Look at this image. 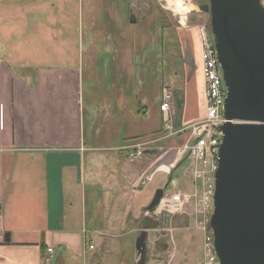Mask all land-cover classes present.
I'll use <instances>...</instances> for the list:
<instances>
[{
    "label": "crops",
    "instance_id": "1",
    "mask_svg": "<svg viewBox=\"0 0 264 264\" xmlns=\"http://www.w3.org/2000/svg\"><path fill=\"white\" fill-rule=\"evenodd\" d=\"M70 5L77 8L75 25L66 17ZM84 15L82 0H0V264H92L100 255L97 238L112 252L122 250L119 242L132 246L135 264L141 226H151L146 255L153 248L149 232L161 228L156 212L145 221L155 192L192 188L190 160L175 149L180 138L187 140L183 130L205 118L204 88L192 84L197 32L189 36L193 73L184 74L183 90L171 93L166 116L161 98L159 128L142 158L130 163L127 148L141 141L126 136L130 103L104 87H111L113 60L119 67L128 60L107 61L108 51L92 42L84 59ZM138 112L147 113L140 103ZM167 119L171 130L160 126Z\"/></svg>",
    "mask_w": 264,
    "mask_h": 264
},
{
    "label": "rangeland",
    "instance_id": "2",
    "mask_svg": "<svg viewBox=\"0 0 264 264\" xmlns=\"http://www.w3.org/2000/svg\"><path fill=\"white\" fill-rule=\"evenodd\" d=\"M72 1L77 3V0ZM176 1L179 6H176ZM134 2L137 3L134 12L138 22L130 25L126 15L133 0H82L85 11L82 42L85 60L89 59L91 42L94 43V49L97 47L104 48L106 53L108 51L107 61L113 60V57L127 58L129 63L126 61L123 66H117V62L114 63L113 60L109 70L106 67V71L108 70V74L111 75L108 80L112 88L107 84H104V87L105 91L113 89L119 92L118 94L124 96V100L130 103L126 136L133 137L131 139H141L138 143H143L152 139L151 135L159 128V114H161L159 104L163 92L166 90L173 95L177 91L180 92L184 89V74L193 73L191 61L193 55L190 57L188 54L193 44L195 46V42L190 43L189 38L192 30L197 32L199 39L198 28L205 26L211 32V27L210 14L201 13L198 8L199 5L208 4V0H175L172 4L174 8L164 6L161 0H134ZM261 4L264 6V0H261ZM177 10L179 12H176ZM66 11V17L70 19L72 25H75L76 22L72 18H76L77 8L75 9L74 5L66 6ZM109 11L116 14L115 23L109 19L108 15L111 14ZM89 15L91 16L89 19L96 27L93 28L92 33L89 29ZM95 17L98 19L97 22L94 21ZM49 18L52 19L51 16H44L43 19ZM196 51L192 48L196 62L198 59L196 63L198 71L192 78L198 79L192 84L200 91L204 88V79L200 54ZM97 53L95 51V55ZM101 71L103 72L102 69ZM106 71L103 72L105 75ZM172 98L171 96V102ZM110 101L118 103L115 98ZM139 103L145 107L147 113L138 112L137 116ZM135 115L139 118L135 119ZM169 123L171 124L167 119L166 122L161 121L160 126L165 127ZM180 139L176 152L183 150L185 140ZM183 158L187 160L185 153L182 154ZM184 168L186 169V166ZM185 175L189 177V174ZM171 192L173 191L170 187L166 193ZM160 215L161 228L153 233L149 232V245H153V248L151 250L147 248L145 264H200L202 234L195 228L193 221L181 215L167 216V213ZM163 242H166V245L159 250L157 245ZM119 244L123 247L122 250L112 252L109 247L100 248L101 239L97 238L94 246L100 255L92 264H134L135 255L132 246L127 250L125 243L119 242Z\"/></svg>",
    "mask_w": 264,
    "mask_h": 264
},
{
    "label": "water",
    "instance_id": "3",
    "mask_svg": "<svg viewBox=\"0 0 264 264\" xmlns=\"http://www.w3.org/2000/svg\"><path fill=\"white\" fill-rule=\"evenodd\" d=\"M198 8L210 14L226 89L209 221L215 252L220 264H264V6L261 0H208ZM129 23H136L132 8ZM163 194L155 192L145 221L155 217ZM150 227L141 226L135 264H145Z\"/></svg>",
    "mask_w": 264,
    "mask_h": 264
},
{
    "label": "built area",
    "instance_id": "4",
    "mask_svg": "<svg viewBox=\"0 0 264 264\" xmlns=\"http://www.w3.org/2000/svg\"><path fill=\"white\" fill-rule=\"evenodd\" d=\"M198 32L204 79L205 118L183 130L188 131V137L182 147L183 150L177 151V155L185 153L190 160L192 188L188 191L165 193L155 212L190 218L195 228L202 234L201 264H220L214 248L213 235L208 226L213 214L215 174L218 169V155L222 140L220 128L225 123L223 107L226 89L223 85L211 32L205 26L199 27ZM170 102L171 94L165 90L160 104V111L164 116L169 113ZM165 128L171 130L169 125ZM147 145V142H137L128 147V162L134 163L140 160ZM2 241L3 235L0 230V242ZM47 253L51 254L52 249L48 248Z\"/></svg>",
    "mask_w": 264,
    "mask_h": 264
},
{
    "label": "bare ground",
    "instance_id": "5",
    "mask_svg": "<svg viewBox=\"0 0 264 264\" xmlns=\"http://www.w3.org/2000/svg\"><path fill=\"white\" fill-rule=\"evenodd\" d=\"M161 1H162V3L164 4V6H166V5H171V6H172V4L175 3V0H161ZM175 4L178 5V2L176 1Z\"/></svg>",
    "mask_w": 264,
    "mask_h": 264
},
{
    "label": "flooded vegetation",
    "instance_id": "6",
    "mask_svg": "<svg viewBox=\"0 0 264 264\" xmlns=\"http://www.w3.org/2000/svg\"><path fill=\"white\" fill-rule=\"evenodd\" d=\"M165 245H166V242L160 243L157 245V248L160 250Z\"/></svg>",
    "mask_w": 264,
    "mask_h": 264
},
{
    "label": "trees",
    "instance_id": "7",
    "mask_svg": "<svg viewBox=\"0 0 264 264\" xmlns=\"http://www.w3.org/2000/svg\"><path fill=\"white\" fill-rule=\"evenodd\" d=\"M209 230H210V227L208 226Z\"/></svg>",
    "mask_w": 264,
    "mask_h": 264
}]
</instances>
